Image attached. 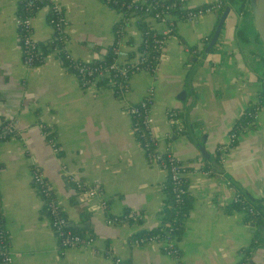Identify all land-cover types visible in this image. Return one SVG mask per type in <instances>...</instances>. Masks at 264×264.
Returning a JSON list of instances; mask_svg holds the SVG:
<instances>
[{
  "label": "crops",
  "instance_id": "crops-1",
  "mask_svg": "<svg viewBox=\"0 0 264 264\" xmlns=\"http://www.w3.org/2000/svg\"><path fill=\"white\" fill-rule=\"evenodd\" d=\"M58 1L69 22L72 56L88 62L104 58L119 13L101 0ZM225 10L212 50L207 46L224 11L177 22L156 72L133 73L130 91L118 97L102 81L80 88L76 76L52 55L43 64L26 66L15 24L18 0H0V118H14L20 132L0 141V207L13 264H108L106 249L128 264H174L158 241H132L160 223L166 197L167 172L147 162L126 112L127 104L138 102L151 85L158 147L168 148L190 167L191 205L177 239L181 264H264V223H247L243 210L227 209L239 190L254 198L264 194V105L257 128L240 133L224 161L216 159L217 145L226 142L243 112L259 102L264 47L250 12L240 14L236 5ZM126 33L127 40L139 43L136 19ZM52 35L45 7L33 18V36L46 45ZM168 110L177 112L180 134L173 132ZM45 130L59 152L47 142ZM62 164L83 180L99 183L100 191L78 196ZM34 165L47 175L70 226L94 235L93 245L60 247L32 183ZM207 167L211 173L202 171ZM127 210L142 216L106 222ZM83 222L87 225L79 227Z\"/></svg>",
  "mask_w": 264,
  "mask_h": 264
},
{
  "label": "built area",
  "instance_id": "built-area-1",
  "mask_svg": "<svg viewBox=\"0 0 264 264\" xmlns=\"http://www.w3.org/2000/svg\"><path fill=\"white\" fill-rule=\"evenodd\" d=\"M106 5L115 9L120 18L115 25L114 39L110 44L104 58L88 62L72 56L68 48L69 22L65 15L62 4L58 0H18L19 12L15 18V24L19 32V43L22 61L26 66L43 64L49 56L57 58L62 65L71 71L77 78L82 89L93 87L97 81H102L111 86L118 97H124L130 89V78L133 73L147 71L154 74L162 60L168 39L173 34L177 22H193L194 20L210 13H220L224 9L222 0H214L204 4L191 6L190 0H101ZM48 9V22L52 28L53 35L45 45L40 44L33 36V18L42 8ZM250 12L249 4L246 9ZM244 14V11H239ZM136 19L140 32V40L137 45L127 40V27L131 21ZM144 21L148 25L140 28ZM153 24H158L155 27ZM209 41V37L203 39ZM155 103V87L149 86L144 96L136 103L127 104L126 112L131 118V131L140 143L149 164H159L167 172V179L171 183L175 202H180L183 195L188 192L187 173L189 164L180 160L168 148L162 150L158 147L155 129L151 123V111ZM262 106L254 104V109L247 112L249 120L246 123L233 126L228 132L226 142H221L216 147V159L224 161L228 152L235 146L240 133L257 128L259 111ZM168 122L173 132L180 134L183 131L177 112L167 111ZM14 118H0V141L7 140L12 136L19 135V129ZM48 132L43 131L47 142L55 152H59V146ZM171 137L170 134H167ZM61 168L66 180L73 186L80 197H91L100 191L99 183L92 184L83 180L79 175L70 171L66 165ZM204 173H211L210 167L203 168ZM33 186L41 197L43 205L47 210L50 225L57 236L60 247L91 246L94 235L85 234L75 230L69 224L61 206L57 203L50 181L43 169L34 165L31 169ZM1 180V174H0ZM240 199L237 192L232 201ZM102 205H107L102 200ZM133 218L140 219L141 214L129 211ZM124 214L107 217L106 222L112 223L117 220H125L128 215ZM249 223V222H247ZM135 244L158 241L162 250L174 259V264H181L180 249L177 245V237L166 234L163 237L154 235L134 236ZM105 254L109 257L108 264H128L121 256L113 254L106 249ZM0 264H13L10 251L9 232L3 222L0 207Z\"/></svg>",
  "mask_w": 264,
  "mask_h": 264
},
{
  "label": "trees",
  "instance_id": "trees-1",
  "mask_svg": "<svg viewBox=\"0 0 264 264\" xmlns=\"http://www.w3.org/2000/svg\"><path fill=\"white\" fill-rule=\"evenodd\" d=\"M224 4V9L230 5L238 6V11H247L248 0H222ZM222 11V12H223ZM220 12V13H222ZM148 25L146 22L142 21L140 23V28H145ZM45 47V45H44ZM214 45L208 44L207 49L212 50ZM193 49V48H191ZM262 87L258 91L259 102L257 105H264V78H262ZM254 105L249 106L241 115V117L235 122L234 127L238 124L246 123L249 120L247 116V112L249 110H253ZM48 137H51V134H47ZM240 199L237 201H231L227 205V209H238L244 211V218L246 222L251 224L253 223H264V194L259 198H254L250 196L248 193H244L239 190ZM191 205L190 196L187 193L183 195V198L180 202H175L174 194L172 191L171 183L167 179L166 186V197L164 199V206L161 212L160 223L154 227L143 229L135 236H147L154 235L157 237H163L166 234L174 235L179 239L181 237V233L184 228V220L188 214L189 208ZM130 210L123 212L120 217L122 218L124 214H128ZM125 220L132 219V216L128 214ZM75 230H80L75 225H71Z\"/></svg>",
  "mask_w": 264,
  "mask_h": 264
},
{
  "label": "water",
  "instance_id": "water-1",
  "mask_svg": "<svg viewBox=\"0 0 264 264\" xmlns=\"http://www.w3.org/2000/svg\"><path fill=\"white\" fill-rule=\"evenodd\" d=\"M249 8H250V15L253 21V25L257 34L258 39L262 43L264 47V0H248ZM227 8V7H226ZM228 11L224 10L219 23L217 24L216 30L213 33V36L210 41V45H215L220 29L224 22L225 17L227 16ZM183 94V92H181ZM73 225V224H72ZM86 226L87 222L79 223L78 226Z\"/></svg>",
  "mask_w": 264,
  "mask_h": 264
}]
</instances>
